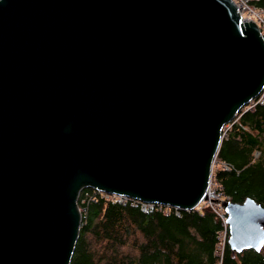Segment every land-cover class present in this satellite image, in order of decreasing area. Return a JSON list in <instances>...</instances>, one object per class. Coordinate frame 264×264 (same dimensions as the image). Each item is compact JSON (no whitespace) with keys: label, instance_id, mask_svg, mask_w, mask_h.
<instances>
[{"label":"water","instance_id":"95a60500","mask_svg":"<svg viewBox=\"0 0 264 264\" xmlns=\"http://www.w3.org/2000/svg\"><path fill=\"white\" fill-rule=\"evenodd\" d=\"M263 89L232 0H0V264H69L85 188L197 208ZM224 208L230 249L258 252L264 206Z\"/></svg>","mask_w":264,"mask_h":264},{"label":"trees","instance_id":"16d2710c","mask_svg":"<svg viewBox=\"0 0 264 264\" xmlns=\"http://www.w3.org/2000/svg\"><path fill=\"white\" fill-rule=\"evenodd\" d=\"M254 4L263 7L264 0ZM229 125L216 156L230 169L213 170L214 177L227 201L251 198L264 206V103L239 110ZM77 203L82 221L69 264H264V245L258 252H233L226 243L217 252L222 226L208 206L179 215L144 212L92 188L83 189Z\"/></svg>","mask_w":264,"mask_h":264},{"label":"built area","instance_id":"2783aa9c","mask_svg":"<svg viewBox=\"0 0 264 264\" xmlns=\"http://www.w3.org/2000/svg\"><path fill=\"white\" fill-rule=\"evenodd\" d=\"M232 1L236 5L239 11V14L243 20L245 21L252 20L253 22L257 24L260 30V33L264 39V6L263 7L256 6L254 2L258 0H232ZM263 103H264V89L256 98L252 99L246 105L247 108L245 107V111H252L254 110L256 106L263 105ZM229 126L230 125L227 124L222 128V131H221L222 137L225 135L226 132H228L226 129H229ZM258 156H259V152L256 151L254 153V157L256 158ZM215 166L219 167V169H222V170H229L230 167L226 162L218 160L217 156H215L212 162L211 175H210L209 184H208L207 200H206L207 202L205 201V205L208 206L218 216V218L221 221L222 228L218 232V244H217V252L221 254L224 250L225 244L228 243L229 226L227 223V213L224 208V202L227 200L224 198L221 185L216 181L214 177L213 170ZM96 191L98 194L102 195L103 197L107 199H111L113 201H117L118 203L125 204L126 202L129 201L131 205L139 206L140 209L144 212H151L155 209L160 210L164 213H168L172 211L175 215H179V212H180V210L176 207H170V206H165V205L155 204V203H143V202H140L134 199H130L125 196L110 195V194L100 192L98 190ZM80 212H81V209H80Z\"/></svg>","mask_w":264,"mask_h":264},{"label":"rangeland","instance_id":"374dc122","mask_svg":"<svg viewBox=\"0 0 264 264\" xmlns=\"http://www.w3.org/2000/svg\"><path fill=\"white\" fill-rule=\"evenodd\" d=\"M245 107H246V106H244V107L242 108V109H244V111H245ZM246 108H247V107H246ZM246 110H247V109H246ZM237 118H238V117H236V119H237ZM236 119H235V120H236ZM228 124H229V123H228ZM226 125H227V124H226ZM229 127H230V126H229ZM227 128H228V127H227ZM229 129H230V128H229ZM229 129H226V130L228 131ZM225 132H226V131H225ZM226 134H227V132L225 133V135H226ZM225 135H224V136H225ZM256 158H257V157H256ZM216 169H219V167L215 166L214 171H215ZM206 202H207V201H206ZM203 203H204V204H203ZM203 203L200 204V205H199L200 207L198 206L197 208H201V206H203V205L206 206V205H205V201H204ZM79 209H81V213H82V211H83L82 208L79 207Z\"/></svg>","mask_w":264,"mask_h":264}]
</instances>
